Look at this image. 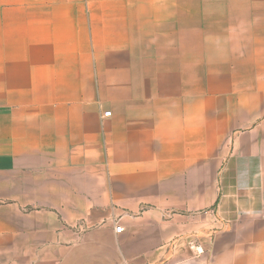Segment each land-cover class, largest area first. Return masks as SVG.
I'll use <instances>...</instances> for the list:
<instances>
[{"label":"crops","instance_id":"1","mask_svg":"<svg viewBox=\"0 0 264 264\" xmlns=\"http://www.w3.org/2000/svg\"><path fill=\"white\" fill-rule=\"evenodd\" d=\"M0 264H264V0H0Z\"/></svg>","mask_w":264,"mask_h":264},{"label":"built area","instance_id":"2","mask_svg":"<svg viewBox=\"0 0 264 264\" xmlns=\"http://www.w3.org/2000/svg\"><path fill=\"white\" fill-rule=\"evenodd\" d=\"M110 115H111V111H107L104 113V116H110ZM115 230L116 232H121L123 230V226L118 224L116 225Z\"/></svg>","mask_w":264,"mask_h":264}]
</instances>
